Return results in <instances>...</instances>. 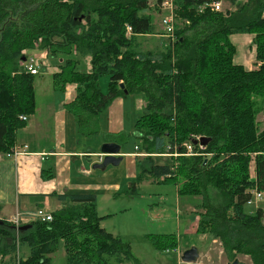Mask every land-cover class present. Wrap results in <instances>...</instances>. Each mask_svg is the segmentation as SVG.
Masks as SVG:
<instances>
[{"label":"trees","instance_id":"16d2710c","mask_svg":"<svg viewBox=\"0 0 264 264\" xmlns=\"http://www.w3.org/2000/svg\"><path fill=\"white\" fill-rule=\"evenodd\" d=\"M171 1L179 21L174 41L165 37L166 45L146 50L137 40L154 25L144 10L161 0H0V154L16 147L17 131L36 110L40 72L23 69L26 52L61 57L52 88L78 85L65 108L81 135L97 134L98 115L114 98L132 94L145 102L132 133L145 155L136 161L129 194L151 178L173 183L178 196H200L195 234L219 241L230 261L246 255L264 264V201L253 213L243 209L248 189L264 194V130L256 120L264 110V0H222L235 8L225 13L211 10L210 0ZM240 33L253 35L251 70L233 61L230 36ZM86 58L90 67L82 70ZM101 76L108 77L105 92ZM106 136L118 144L130 138ZM201 136L209 139L203 150L191 141ZM184 143L194 154L186 155ZM158 154H169L167 163H156ZM57 198L61 206L49 221L15 227L0 219V264H51L60 242L65 264H142L128 241L101 227L95 195ZM148 238L160 252L178 245L171 233Z\"/></svg>","mask_w":264,"mask_h":264},{"label":"crops","instance_id":"0c3cea01","mask_svg":"<svg viewBox=\"0 0 264 264\" xmlns=\"http://www.w3.org/2000/svg\"><path fill=\"white\" fill-rule=\"evenodd\" d=\"M230 40L236 53V46L240 48L237 59L234 55V63L246 70L255 68L253 35L232 34ZM42 54L35 53L38 57H43ZM34 88L36 110L16 133V148L25 149L24 152L11 157L0 154V219H8L17 212H32L37 208L54 211L61 206L57 195L93 194L98 215L103 217L101 227L122 238L121 229H118L120 222L116 224L113 220L115 216L126 215V195H130L128 189L136 177V161L145 155L140 150L139 141L132 135L134 121L144 106L143 99L132 94L114 98L98 115L97 134L85 136L77 131L75 117L65 108L74 100L78 85L66 84L63 90H54L50 79L46 84L35 82ZM105 89L106 86L101 87L103 92ZM120 132L129 134L127 143L118 144L106 138V135ZM109 142L119 145L116 156L122 157L120 162L94 168L93 165L100 162V156L102 159L104 157L102 144ZM154 156L156 163L164 158L158 164H165L169 159L168 154ZM146 182L155 181L151 178L142 181L137 185V194ZM153 210L156 218L151 221L157 220L162 226L161 214L151 206ZM185 221V216L181 218L179 214V222L183 224ZM190 228L189 222L184 234H189ZM177 236L180 238L181 232H177ZM183 263L190 264L181 258L177 261V264Z\"/></svg>","mask_w":264,"mask_h":264},{"label":"rangeland","instance_id":"374dc122","mask_svg":"<svg viewBox=\"0 0 264 264\" xmlns=\"http://www.w3.org/2000/svg\"><path fill=\"white\" fill-rule=\"evenodd\" d=\"M166 2L167 4H164L163 7H170L168 11L162 10L160 5L159 7L156 6L157 9L152 6L150 10H144V12L149 13L152 16L154 32L138 38L137 41L142 42L143 49L148 50L155 48L159 46L161 42L166 45L167 39L165 38V35H174L176 22H179L176 19V8L174 3L170 2V0H166ZM228 6L229 4L226 1H223V13L231 12L235 9L231 7L229 9ZM166 17H169V20L171 21V30H168L166 26H163L162 20ZM126 36L130 37V34L127 33ZM236 44L238 43L236 42ZM236 47L238 51L235 54V59L238 58L240 52V48L238 46ZM37 52L42 53L39 50H35L26 52V55L28 57ZM45 56L47 55L45 54L44 57ZM44 57H38L36 59V64L39 67L38 73L40 72V74L37 73L38 75H36V83H39L40 81L42 84L49 83L51 74L60 62L58 58H61L57 57L52 60ZM253 65H255V63ZM89 67L88 58H86L82 66L84 69H80L85 70ZM99 81L102 88H105V86L107 87V76H101ZM37 88H39V86H37ZM256 120L259 124V130H264V110L258 113ZM131 144L132 142L129 143L128 146L126 145V149L130 147ZM24 150L20 149L17 155L22 154ZM159 160H164V158H160ZM159 160L158 162H160ZM177 199H179L178 202ZM263 201L264 200H258V206H263ZM200 202V196H178L177 198L175 186L169 181L166 183L146 182L137 195H126V215L115 216L113 221L116 224L120 222L121 227L118 229H121L120 232L122 233V239L130 243L134 256H136L141 263L177 264V261L179 262V259L185 250L191 247H197L198 259L190 264H227L230 260L223 253L219 241L209 240L205 238L206 236L204 235L198 236L195 234V223L197 220V214L195 213L197 210L196 205ZM151 206H153L155 210L161 214L163 218L162 226L157 220L153 222L151 221L156 218L154 210L151 211ZM254 206L255 203L246 204L243 208L244 212L253 213L255 209ZM186 208L188 209L186 210ZM49 212L51 211L49 210ZM179 214L181 218L185 216V220H187L183 224L179 222ZM189 222L191 223V232L186 235L184 234V230L187 229V226H189ZM177 232H181L180 238L177 236ZM166 233H174L177 237L178 245L175 248L165 249L160 252L152 245V243L148 240V237L150 235ZM235 258H238V260L244 262L245 264H252L246 255H238ZM6 259L7 258H4V260ZM51 264H65V253L61 242L59 243V247L56 252L52 255Z\"/></svg>","mask_w":264,"mask_h":264},{"label":"built area","instance_id":"2783aa9c","mask_svg":"<svg viewBox=\"0 0 264 264\" xmlns=\"http://www.w3.org/2000/svg\"><path fill=\"white\" fill-rule=\"evenodd\" d=\"M169 1V0H168ZM235 2H244L247 0H234ZM170 2H172L170 0ZM210 3L207 5L210 7L211 10L214 11H223V1L222 0H210ZM167 4L166 0L160 2V6L162 10H167L170 7L164 8L163 5ZM150 6H153V3H150ZM159 7V5H158ZM163 26H166L168 30H171V21L169 20V17H166L162 20ZM131 34V28L130 26H126V34ZM165 37L170 38V41H174V35L166 34ZM44 57V55H43ZM38 58L37 55H30L26 57V59L23 60V69L27 72H30L31 74H37L38 73V65L36 64V59ZM22 119L25 120V117L22 116ZM184 146L186 147V154H194L193 147L191 143H184ZM203 145H199L200 149H203ZM137 148V146H135ZM19 149L14 147L11 151V153L7 154V157L16 156L19 153ZM169 155V154H168ZM174 156L178 155V153L174 152ZM102 157L100 156L99 161H101ZM247 193L251 195L249 201L247 204L255 203L254 207H257L258 200H263L264 194L256 190L255 188H251L247 190ZM34 219H40V220H51V214L49 211H46L44 208H37L36 210L32 212H17L14 215H12L7 220L11 222L13 225L18 226L20 223L27 222Z\"/></svg>","mask_w":264,"mask_h":264},{"label":"water","instance_id":"95a60500","mask_svg":"<svg viewBox=\"0 0 264 264\" xmlns=\"http://www.w3.org/2000/svg\"><path fill=\"white\" fill-rule=\"evenodd\" d=\"M120 87L123 88V84H120ZM124 93L126 94L127 91L124 90ZM193 144L199 143L200 145L205 146L209 139L207 137L201 136L199 139H192L191 140ZM119 145L116 143H104L101 146V152L104 154L103 159L95 163L93 165L94 168H103L107 165H116L120 162L121 156H116V154L119 152ZM198 259V251L196 247H191L187 250H185L181 255V260L185 263H193ZM227 264H245L244 262L238 260V258H234L232 261H229Z\"/></svg>","mask_w":264,"mask_h":264}]
</instances>
